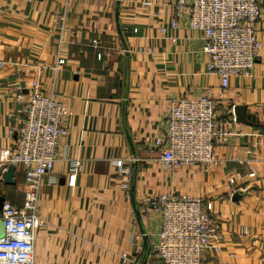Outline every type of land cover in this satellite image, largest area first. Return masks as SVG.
Wrapping results in <instances>:
<instances>
[{"label": "crops", "instance_id": "obj_1", "mask_svg": "<svg viewBox=\"0 0 264 264\" xmlns=\"http://www.w3.org/2000/svg\"><path fill=\"white\" fill-rule=\"evenodd\" d=\"M261 7L263 47L248 76L230 79L216 112L228 132L216 166L173 172L152 149L168 100L218 99L221 83L207 71L203 33L185 22L173 28L171 0H0V149L14 145L16 96L29 95L33 84L54 90L69 111L55 182L39 202L46 226L36 237L35 264H137L141 256L152 264L162 216L146 208L162 193L211 204L217 235L210 264H264V0ZM237 106L255 120L237 122ZM76 162L82 169L72 185ZM116 162L130 165L131 174ZM232 177L234 193L226 187ZM15 178L0 191L20 207L21 167Z\"/></svg>", "mask_w": 264, "mask_h": 264}, {"label": "built area", "instance_id": "obj_2", "mask_svg": "<svg viewBox=\"0 0 264 264\" xmlns=\"http://www.w3.org/2000/svg\"><path fill=\"white\" fill-rule=\"evenodd\" d=\"M171 6L173 28L185 22L203 33L207 71L220 79L221 86L218 99L207 93L200 98L168 100L163 131L152 149L160 153L163 165L173 172L181 166L210 170L216 166L217 145L228 135L216 118L219 102L232 77H246L252 72L263 47L256 33L263 15L261 0H171ZM64 63L59 60L57 66ZM16 101L21 125L10 129V134L16 136L14 145L0 149V186L8 165L21 167L24 203L17 207L0 191V197L6 198L0 212V221L5 225V235L0 238V264H35L36 237L46 226L39 202L44 186L55 182L52 178L56 176L61 146L70 134L66 125L69 111L54 90L48 93L39 83L32 85L27 96L18 93ZM115 164L120 173L131 174L130 165ZM81 169L80 162L73 165L70 184L75 183ZM235 185L236 179L229 178L228 191L234 193ZM146 210L162 216L154 247L158 264H210L207 251L217 235L210 203L206 205L196 196L162 193L148 198ZM240 232L248 235L247 228Z\"/></svg>", "mask_w": 264, "mask_h": 264}, {"label": "water", "instance_id": "obj_3", "mask_svg": "<svg viewBox=\"0 0 264 264\" xmlns=\"http://www.w3.org/2000/svg\"><path fill=\"white\" fill-rule=\"evenodd\" d=\"M245 110H246L245 108L240 107V106H237L235 108V115H236V121L237 122L246 123V122L250 121V119L255 120L254 117L246 116ZM15 172H16V167L14 165L10 164L7 166L6 171L3 173V176H2L3 185H14V184H16ZM5 200H6L5 197H3V196L0 197V212L2 211L3 204H4ZM133 203H134L137 221H138L139 227L141 229V233L144 237L145 246H146V248H148V238H147L146 232L144 231L143 226H142L141 215L136 208V203L134 200H133ZM4 235H5V225L0 221V238L4 237Z\"/></svg>", "mask_w": 264, "mask_h": 264}, {"label": "trees", "instance_id": "obj_4", "mask_svg": "<svg viewBox=\"0 0 264 264\" xmlns=\"http://www.w3.org/2000/svg\"><path fill=\"white\" fill-rule=\"evenodd\" d=\"M148 251H149V248H148ZM144 260H145V257L144 256L143 257L142 256L139 257V261L144 262ZM158 263H159V261L157 260V257H156V259L152 260V264H158Z\"/></svg>", "mask_w": 264, "mask_h": 264}]
</instances>
